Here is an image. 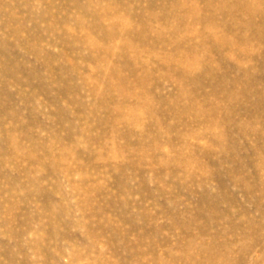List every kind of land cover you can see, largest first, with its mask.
I'll list each match as a JSON object with an SVG mask.
<instances>
[{"label": "rangeland", "instance_id": "obj_1", "mask_svg": "<svg viewBox=\"0 0 264 264\" xmlns=\"http://www.w3.org/2000/svg\"><path fill=\"white\" fill-rule=\"evenodd\" d=\"M0 264H264V0H0Z\"/></svg>", "mask_w": 264, "mask_h": 264}, {"label": "bare ground", "instance_id": "obj_2", "mask_svg": "<svg viewBox=\"0 0 264 264\" xmlns=\"http://www.w3.org/2000/svg\"><path fill=\"white\" fill-rule=\"evenodd\" d=\"M191 67V66H190ZM131 113V112H130Z\"/></svg>", "mask_w": 264, "mask_h": 264}]
</instances>
